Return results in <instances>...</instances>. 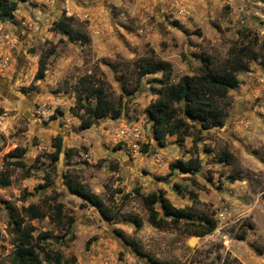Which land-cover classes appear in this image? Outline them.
Wrapping results in <instances>:
<instances>
[{"label": "rangeland", "instance_id": "374dc122", "mask_svg": "<svg viewBox=\"0 0 264 264\" xmlns=\"http://www.w3.org/2000/svg\"><path fill=\"white\" fill-rule=\"evenodd\" d=\"M59 20L88 41L55 29ZM250 39L258 58L221 99L222 123L158 143L145 109L158 95L153 78L163 73L139 76V66L169 61L175 81L195 72L201 54L222 66L232 46ZM51 46L55 52L45 76L36 78L39 58ZM86 74L105 86L121 110L81 128L84 110L80 116L70 108ZM58 135L64 149L51 162L48 153ZM16 147L26 149L23 166L8 164L17 157L6 154ZM223 152L231 154L229 162L221 159ZM190 158L199 161L192 173L170 166ZM4 169L10 184L0 187V264H12L10 218L29 203L47 208L59 201L74 217V238L47 246L75 254L74 264H264V0H20L13 16L0 22V172ZM234 173L238 178L232 181ZM69 178L95 192L114 217L73 193ZM158 190L176 207L192 206L214 217L216 228L199 236L183 222L153 226L143 196ZM28 221L35 233L70 235L48 215Z\"/></svg>", "mask_w": 264, "mask_h": 264}, {"label": "trees", "instance_id": "16d2710c", "mask_svg": "<svg viewBox=\"0 0 264 264\" xmlns=\"http://www.w3.org/2000/svg\"><path fill=\"white\" fill-rule=\"evenodd\" d=\"M20 0H0V22L11 18ZM54 28L61 33L70 34L74 39L87 42L88 37L80 32H74L70 24L65 20L55 22ZM252 39L246 44L232 46L229 49V57L222 66H215L210 54H201V65L193 74H184L177 80L172 81V64L162 59L148 60L138 68L139 76L147 74L163 73L153 80L157 87L152 86L157 97L145 109L147 117L152 122L153 137L160 144H164L167 137L176 135L179 140H184L186 136L194 135L209 126L221 124L224 116V108L221 99L225 98L230 89L236 88L240 84L238 74L249 69V62L258 58V53L250 45ZM55 52V46L45 50L40 58L36 78L45 76L47 60ZM86 100V101H85ZM93 100V102H88ZM74 114L80 115L79 110H84L86 116H81V128L92 125L95 119L109 115L111 112L120 113V108H115L111 98L102 83L95 82L85 76L80 78L76 86V103L71 108ZM59 113L62 110L57 109ZM116 117V116H115ZM55 150L48 153L51 162H56L64 149L61 136H56L54 140ZM147 150V145H144ZM25 148L16 147L15 150L6 154L14 155L15 160H9L8 164L23 166L24 160L21 158ZM231 154L223 152L221 159L230 161ZM172 169L182 172L192 173L198 166L197 158H190L187 161L177 160L170 164ZM232 181L238 178V174H231ZM71 191L85 198L88 202L96 205L100 211L108 218H113L110 209L102 199L84 184L73 179L66 180ZM10 184L9 170L0 172V187ZM43 187L40 184L38 188ZM144 204L148 211V222L155 227L163 228L167 225L179 226L181 222L192 225L194 228L190 234L203 236L211 233L217 226L216 219L207 214H198L191 207H176L165 195L163 190L152 191L143 196ZM159 206L157 208L156 206ZM50 219L61 228H65V234H69L66 239L62 235H50L47 232L35 233V226L28 221L33 218ZM136 224L141 225V220L135 218ZM74 223V217L64 212V203L54 202L47 208L39 203H29L22 207L20 215L12 216L9 220V233L12 235V264H74L75 254L66 255L58 248H49L47 241L58 244H67L73 240L74 236L70 228ZM252 226L251 223L248 224ZM64 234V235H65ZM245 233L239 237L243 238ZM132 246L139 252L146 255L154 263H159L153 255L143 251L142 245L130 241Z\"/></svg>", "mask_w": 264, "mask_h": 264}, {"label": "water", "instance_id": "95a60500", "mask_svg": "<svg viewBox=\"0 0 264 264\" xmlns=\"http://www.w3.org/2000/svg\"><path fill=\"white\" fill-rule=\"evenodd\" d=\"M126 242L128 243V240H126ZM130 243V242H129ZM131 244V243H130ZM131 246H132V244H131ZM133 247V246H132ZM136 249V248H135ZM137 250V249H136Z\"/></svg>", "mask_w": 264, "mask_h": 264}]
</instances>
